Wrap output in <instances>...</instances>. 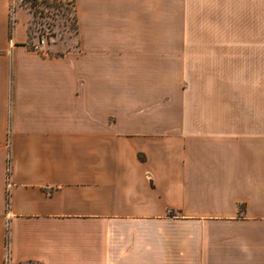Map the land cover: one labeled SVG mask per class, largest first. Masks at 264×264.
<instances>
[{
  "label": "crops",
  "instance_id": "crops-1",
  "mask_svg": "<svg viewBox=\"0 0 264 264\" xmlns=\"http://www.w3.org/2000/svg\"><path fill=\"white\" fill-rule=\"evenodd\" d=\"M23 1L0 0V264H264V0H74L62 55Z\"/></svg>",
  "mask_w": 264,
  "mask_h": 264
},
{
  "label": "rangeland",
  "instance_id": "rangeland-1",
  "mask_svg": "<svg viewBox=\"0 0 264 264\" xmlns=\"http://www.w3.org/2000/svg\"><path fill=\"white\" fill-rule=\"evenodd\" d=\"M33 1H23V5L32 6L36 14L28 26L30 42L36 41L31 49L33 50L35 44L44 41L46 51L51 55H61L72 50L76 46V31L73 26L71 0Z\"/></svg>",
  "mask_w": 264,
  "mask_h": 264
},
{
  "label": "trees",
  "instance_id": "trees-1",
  "mask_svg": "<svg viewBox=\"0 0 264 264\" xmlns=\"http://www.w3.org/2000/svg\"><path fill=\"white\" fill-rule=\"evenodd\" d=\"M24 1H28V0H24ZM36 0H34L33 2H35ZM36 3V2H35ZM70 4L72 6V13H73V26H74V29L77 33V20H76V16H75V9H74V0H71L70 1ZM27 6V5H26ZM28 9L30 10V12H32V14L35 16L36 14L33 12V7L30 6L28 7ZM30 49H31V45H30ZM32 50V49H31ZM62 55V54H61Z\"/></svg>",
  "mask_w": 264,
  "mask_h": 264
},
{
  "label": "built area",
  "instance_id": "built-area-1",
  "mask_svg": "<svg viewBox=\"0 0 264 264\" xmlns=\"http://www.w3.org/2000/svg\"><path fill=\"white\" fill-rule=\"evenodd\" d=\"M43 45H44V41H40L38 44H35L34 46H33V50L34 51H39V52H41L42 51V47H43ZM10 184L8 183V189L10 188ZM8 262V261H7ZM9 264V263H8Z\"/></svg>",
  "mask_w": 264,
  "mask_h": 264
}]
</instances>
